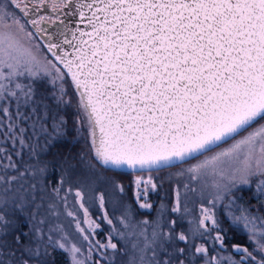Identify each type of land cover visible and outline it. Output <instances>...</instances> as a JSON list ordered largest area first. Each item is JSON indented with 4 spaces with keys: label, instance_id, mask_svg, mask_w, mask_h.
<instances>
[{
    "label": "snow or ice",
    "instance_id": "1",
    "mask_svg": "<svg viewBox=\"0 0 264 264\" xmlns=\"http://www.w3.org/2000/svg\"><path fill=\"white\" fill-rule=\"evenodd\" d=\"M65 141L86 151L63 157L53 186L47 156ZM105 172L135 176L141 210L175 184L177 218L162 204L138 221L126 204L113 220L108 190L115 208L125 187ZM197 185L211 207L177 231ZM245 190L264 207V0H0V264H49L57 249L70 264H264ZM218 207L248 246L228 250Z\"/></svg>",
    "mask_w": 264,
    "mask_h": 264
},
{
    "label": "trees",
    "instance_id": "2",
    "mask_svg": "<svg viewBox=\"0 0 264 264\" xmlns=\"http://www.w3.org/2000/svg\"><path fill=\"white\" fill-rule=\"evenodd\" d=\"M69 129H70V127H69ZM70 133L71 132L69 131L68 140H71L72 136H73ZM10 146L11 145H9V147ZM81 151H86V149H84L82 143H78V144L73 145V144H70L67 141H65L63 143H58L51 150V152H49V154L47 156V161L49 162L51 167H49V169H48V174L51 177V183L53 186H55V183L59 180L61 161L63 160V157L65 155H67L69 152H71L72 155H75ZM74 162L77 164V167L79 168V162L78 161H74ZM173 170H175V169H173ZM104 175L107 177H112L124 185L125 192H124L123 196L126 195V197H128V201H129L128 204H130L131 207L136 211V216H135L136 218H141L143 220L144 219L152 220V219L157 218V215H158L157 210L161 208L162 204H164L166 206L165 210H164V212H165V217H164L165 223L170 222V220L173 218H177L178 214L171 213L172 203L174 202V192H172L170 194L168 192V189L165 186L166 184H164L163 187L160 188L159 193H160V195H162L161 200H159V198H158V200H155V201L159 202L161 205H153V207L150 211L149 210H141V209H139V205H134V199H132V195L127 190L128 184H127L126 175H123V174L116 175L115 173H112V172H105ZM173 186H176V185L172 184V187ZM109 191H110V189L108 190V202L106 204L105 210L108 212V214L112 217L113 220H116L117 213H115L111 208ZM251 194H252L251 191H248V190L246 192H243L244 200H245V203L247 204L246 206L249 207V209L252 212L259 214L261 216H264V207H261L254 199H250ZM168 202H171V205H168L169 204ZM201 206H202L201 204L188 205L189 215L185 216V218L183 220H179V219L177 220V231H180V230L187 231V229L189 227V224H188L189 220L195 219L198 222ZM203 206L211 207V205H203ZM68 207H69V209L75 210L77 212L78 218L81 221H83V219H84L83 211L79 209V205L74 204V198L72 199V202L69 203ZM257 209H259L258 213H257ZM214 211L217 215V218L221 222V227L224 229V232L226 233V235L228 237V240H227L228 250L231 251V245L233 243L248 246L247 235L242 233V232L236 231L235 228L230 224V222L225 218L223 213L220 212L219 208H216ZM59 212L61 213V215L59 216V223L61 224V227H63L65 232L69 233L70 239L72 240L73 243L84 244L83 251L86 255L87 254L86 242H84L82 240V237H80L79 232H77L76 226H75V221H73L71 217H68L66 215V213H64L63 204L60 205ZM89 212H90V216L93 220H96L97 218L102 217L104 215V211H102L100 209L98 203L92 205L89 209ZM53 222L54 223L56 222V217H53ZM100 222H103V220L101 219ZM105 225H106V230L108 233L110 231V226L106 222H105ZM83 227L87 228V225H83ZM240 228L242 229V227H240ZM213 235H215V233H213ZM106 237H107V235L105 236L103 231H99L96 233L97 239L106 240ZM52 260H54L55 264H70L69 254L63 252L60 249H57L55 252L52 253V257L50 258L49 264H52Z\"/></svg>",
    "mask_w": 264,
    "mask_h": 264
},
{
    "label": "rangeland",
    "instance_id": "3",
    "mask_svg": "<svg viewBox=\"0 0 264 264\" xmlns=\"http://www.w3.org/2000/svg\"><path fill=\"white\" fill-rule=\"evenodd\" d=\"M73 109H69L68 110V113H67V119H68V124H69V127H70V129H71V127H72V123H73V121H74V115H73ZM71 132V131H70ZM71 135H73V133L71 132L70 133ZM173 171H176V170H173ZM123 175H126V178H127V190H128V192L132 195V199H134V202H135V198H134V187H132V186H130V182L132 181V180H134L135 179V176H133V175H129V174H123ZM147 176V174H145V177ZM169 182H165L164 184H166L165 186H166V188L168 189V192L171 194L172 192H174L173 190H174V188L176 187V186H173L172 187V184L171 185H169L168 184ZM255 190V184L253 183V187H252V191H254ZM212 190L211 189H209V192H211ZM247 190H245L244 192H246ZM160 188L158 189V191L156 192V193H153L150 197H149V202L152 204V205H154L155 204V198H156V194H157V198H156V200H158V198H159V200H161V197H162V195H160ZM252 193V192H251ZM109 194H110V205H111V208H112V210L115 212V213H117V217L121 214V212H122V210H123V205H126V204H128L129 203V201H128V197H126V195H124L123 196V194L121 195L120 193H115V196L119 199V206H117V207H113V204H112V193H111V191H109ZM238 195H241L242 197H243V199L240 201V203H243V204H246L245 203V200H244V196H243V192H241V193H238ZM252 195V194H251ZM210 198V196L208 195V194H205V196L202 198L200 195H199V185H197V193L196 194H193V193H189V200H188V205H198V204H201V205H209L208 204V199ZM183 199V198H182ZM256 201V200H255ZM257 202V201H256ZM169 204L168 205H171V202H168ZM134 205H138V204H136V203H134ZM159 205H161L160 203H159ZM247 205V204H246ZM219 209H220V212L221 213H223V211H222V208H220V207H218ZM254 213V212H253ZM254 214H256V213H254ZM135 219L136 220H143V219H141V218H136L135 217ZM100 225H101V227H100V229H98L97 230V232H99V231H103V233H104V235L106 236L107 235V230H106V225H105V222L103 221V222H100ZM240 227H242V225L240 226Z\"/></svg>",
    "mask_w": 264,
    "mask_h": 264
},
{
    "label": "flooded vegetation",
    "instance_id": "4",
    "mask_svg": "<svg viewBox=\"0 0 264 264\" xmlns=\"http://www.w3.org/2000/svg\"><path fill=\"white\" fill-rule=\"evenodd\" d=\"M156 198H157V194H156ZM156 198H155V200H156ZM155 202V204L154 205H159V202H157V201H154ZM135 203V202H134Z\"/></svg>",
    "mask_w": 264,
    "mask_h": 264
}]
</instances>
